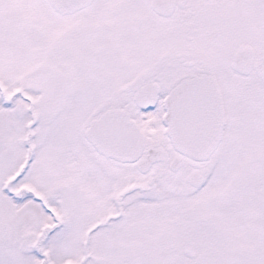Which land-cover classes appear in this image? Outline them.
Returning a JSON list of instances; mask_svg holds the SVG:
<instances>
[{
    "label": "snow or ice",
    "instance_id": "obj_1",
    "mask_svg": "<svg viewBox=\"0 0 264 264\" xmlns=\"http://www.w3.org/2000/svg\"><path fill=\"white\" fill-rule=\"evenodd\" d=\"M0 264H264V0H0Z\"/></svg>",
    "mask_w": 264,
    "mask_h": 264
}]
</instances>
